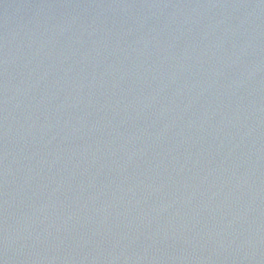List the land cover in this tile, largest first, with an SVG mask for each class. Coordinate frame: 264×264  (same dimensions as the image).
<instances>
[{
    "label": "water",
    "instance_id": "water-1",
    "mask_svg": "<svg viewBox=\"0 0 264 264\" xmlns=\"http://www.w3.org/2000/svg\"><path fill=\"white\" fill-rule=\"evenodd\" d=\"M0 264H264V0H0Z\"/></svg>",
    "mask_w": 264,
    "mask_h": 264
}]
</instances>
